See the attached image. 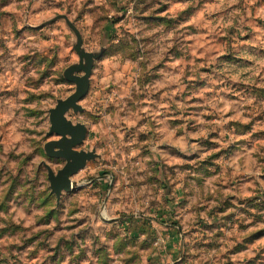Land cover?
Masks as SVG:
<instances>
[{"label": "rangeland", "instance_id": "374dc122", "mask_svg": "<svg viewBox=\"0 0 264 264\" xmlns=\"http://www.w3.org/2000/svg\"><path fill=\"white\" fill-rule=\"evenodd\" d=\"M0 264H264V0H0Z\"/></svg>", "mask_w": 264, "mask_h": 264}, {"label": "water", "instance_id": "95a60500", "mask_svg": "<svg viewBox=\"0 0 264 264\" xmlns=\"http://www.w3.org/2000/svg\"><path fill=\"white\" fill-rule=\"evenodd\" d=\"M72 29L76 33V30ZM76 35L78 42L74 49L79 61L76 66L71 67L65 73L66 80L75 84V91L64 100H59L55 107L49 110L50 127L48 135L55 134L59 138L48 141L44 145L48 157L61 158L65 161L62 168L55 173L47 164H44L50 191L57 200L62 192H69L72 189L70 177L95 156L92 152L75 149L85 138L87 129L83 124H73L65 118V113L70 109L74 112L81 110L78 101L87 93L91 74L92 64L88 59L92 58V54L81 49V39L78 33ZM75 71H81L83 75H75Z\"/></svg>", "mask_w": 264, "mask_h": 264}]
</instances>
